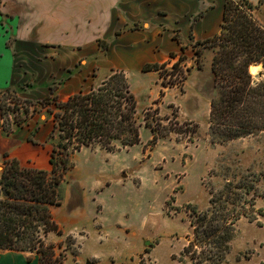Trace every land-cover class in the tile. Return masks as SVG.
I'll use <instances>...</instances> for the list:
<instances>
[{
  "label": "rangeland",
  "instance_id": "rangeland-1",
  "mask_svg": "<svg viewBox=\"0 0 264 264\" xmlns=\"http://www.w3.org/2000/svg\"><path fill=\"white\" fill-rule=\"evenodd\" d=\"M98 1L0 0V7L12 13L38 11L39 5L45 9L44 13L39 10L40 24L33 25L27 13L26 25L20 27L24 38L17 41L15 36L16 42L8 44L16 73L0 91V99L9 128L15 127L18 117L27 118L22 125L36 114L46 117L54 102L42 106L35 100L49 91L51 96L53 86L58 99L64 100L60 90L64 95L74 74L83 76L79 91L116 69L124 70L138 100L141 141L115 151L93 145L75 153L74 167L61 186L62 202L52 207L61 231L50 232L46 242L62 254V264H181L184 248L194 236V211L210 206L211 191L222 189L226 177L239 179L253 171L262 175L254 200L257 218L242 216L237 221L223 264H264V134L226 144L213 142L209 124L212 64L210 75L194 76L188 86L184 80L186 69H203L205 51L214 49L201 47L198 56L193 45L189 53L180 52L182 69L172 67L178 58L166 68L165 78L159 80L165 92L159 103H152L159 112L151 109L150 119L156 125L159 121L158 132L168 134L154 143L146 125L150 106H144L143 80L138 72L121 68L120 60L132 46L120 42V34L144 28V21H128L124 26L98 21L96 7L102 3ZM254 4L260 5L256 16L264 24V0ZM260 70L263 74L254 77L257 81L264 79V69Z\"/></svg>",
  "mask_w": 264,
  "mask_h": 264
},
{
  "label": "trees",
  "instance_id": "trees-1",
  "mask_svg": "<svg viewBox=\"0 0 264 264\" xmlns=\"http://www.w3.org/2000/svg\"><path fill=\"white\" fill-rule=\"evenodd\" d=\"M259 6L250 0H227L218 33L194 45L198 56L201 47L214 49L209 124L215 143L264 134V79L255 80L250 71L252 63L264 64V24L256 16ZM98 41L107 48L103 39ZM183 60L180 55L172 67L182 69L179 67ZM166 68L167 63L156 62L143 66L144 71L159 70L162 78ZM190 71L188 67L184 80ZM162 85L166 87L167 83L163 80ZM56 90L53 86L51 96L35 100L42 106L54 102V107L46 112V119L53 120L47 139L52 144L51 169L27 168L11 159L0 178V248L36 251L40 264L63 263L62 254H57L56 246L46 242V237L52 231H61L52 207L62 202L61 186L74 167L75 153L93 145L115 151L141 141L138 100L124 70H114L101 82L82 88L65 100L58 99ZM151 109L157 114L159 107H148L145 116L146 125L153 132L151 141L156 143L168 132H158L159 121L156 125L150 119ZM26 119L16 118V126H22ZM261 176L251 171L239 179L226 177L222 189L211 191L210 206L202 212L194 211V236L184 248L181 264L226 261L237 221L242 216L257 218L254 200Z\"/></svg>",
  "mask_w": 264,
  "mask_h": 264
},
{
  "label": "crops",
  "instance_id": "crops-1",
  "mask_svg": "<svg viewBox=\"0 0 264 264\" xmlns=\"http://www.w3.org/2000/svg\"><path fill=\"white\" fill-rule=\"evenodd\" d=\"M226 1H98L102 2L99 5L97 4L98 6L96 7L98 21L113 22L114 25L118 24L119 26H124L128 21H144V28L129 29L122 32L119 41L132 44L131 49L125 50L120 57L122 61L121 68L126 71L133 70L132 74L134 71L139 73L140 78L143 80V88L146 89L144 91L146 95L145 107L151 106L156 100L160 102V95L165 91L160 85V71H143V66L149 62L167 63L169 66L177 58L179 59L183 47H185L184 52L189 53L197 41L207 39L218 33L224 19ZM250 1L257 3L259 0ZM88 3L91 5L90 1ZM122 4H125L123 7L125 15L121 13ZM127 6L128 10H125ZM39 8L38 11L32 10L29 13L27 12V14L26 9L23 13L19 11L12 13L9 9H3V6L0 7V91L7 86L16 73L15 59L8 48V44H14L16 42L14 39L16 38H18L17 41L24 38L25 33L20 30V27L23 29L26 25L23 20H26L27 17L32 20L33 25L40 24L42 16L39 12L42 11L44 13L45 9L40 5ZM10 23H15L13 24L15 35L12 38H10L13 34L9 30ZM213 57V51H205L204 68H193L188 74L186 85L194 76L201 77L204 72L211 70ZM146 78L148 81H146ZM82 79L83 76L81 74H74L64 88V95L61 93L63 90H60V97L65 100L76 92ZM132 85L133 83L131 82ZM48 94H50V91ZM48 94H45V96ZM144 94H139V98ZM52 128L53 120L51 117L46 119V117L37 114L29 120V123L9 128L5 123V114L3 115L2 101L0 99V166L5 167L8 160L17 159L22 166L27 168L50 170L52 167L50 161L52 144L47 139ZM86 147L81 150H85ZM0 264H40V255L36 251L0 248Z\"/></svg>",
  "mask_w": 264,
  "mask_h": 264
},
{
  "label": "bare ground",
  "instance_id": "bare-ground-1",
  "mask_svg": "<svg viewBox=\"0 0 264 264\" xmlns=\"http://www.w3.org/2000/svg\"><path fill=\"white\" fill-rule=\"evenodd\" d=\"M260 69H262L261 65L259 63H252L250 65V71L252 73H257Z\"/></svg>",
  "mask_w": 264,
  "mask_h": 264
},
{
  "label": "water",
  "instance_id": "water-1",
  "mask_svg": "<svg viewBox=\"0 0 264 264\" xmlns=\"http://www.w3.org/2000/svg\"><path fill=\"white\" fill-rule=\"evenodd\" d=\"M260 65H261V67H262V69H264V64L263 63H259ZM252 73V72H251ZM263 73H262V71L260 70V71H258L257 73H252V75L254 76V77H259V76H261ZM94 264V263H93Z\"/></svg>",
  "mask_w": 264,
  "mask_h": 264
}]
</instances>
